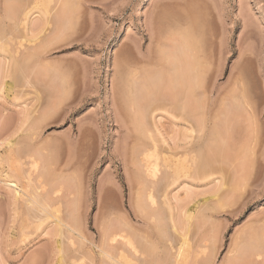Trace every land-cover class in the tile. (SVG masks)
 <instances>
[{"label":"rangeland","instance_id":"obj_1","mask_svg":"<svg viewBox=\"0 0 264 264\" xmlns=\"http://www.w3.org/2000/svg\"><path fill=\"white\" fill-rule=\"evenodd\" d=\"M10 1L11 0H7L10 9L8 8L6 10L7 3L5 5L4 0H0V20L2 18V21L0 22V57L3 58L2 60L4 61L5 66L8 67V74L10 76L5 78V84L3 85L2 90H0V264H124L122 263L123 258L126 260L128 259V261L129 258H133L132 256L129 257L128 254L130 253L126 254L128 250L126 251L121 247L125 244L123 243V238L127 235L126 230H123L125 228L121 227V221L125 222L126 219L129 221L126 225L131 224L130 220L134 223L129 225V227L125 225V227L130 228L132 225H135V227L138 225L137 228L139 227V230L133 226L138 234L144 232L142 235L145 236L149 233V237L152 236V241H155L154 245L155 243L158 244L162 250L159 249V255H162L167 251H164L165 246L169 249L168 251H170L171 247L172 251H175L174 253L172 252L173 254H175L177 250L182 253V256H184L188 251H191L192 248L193 251H195V247L198 249L199 245L201 247L203 245V249L207 250L204 255L207 253V257H210L209 255L211 254L215 255H211V259L215 264H237L239 261L247 262V260H257L258 264H264V0H91L92 2L85 5L86 7L82 6L76 10V12L71 13L73 15H70L71 18L68 20H71L72 22H68L69 24H67H71L72 26L69 27L67 24V26L64 25L65 28H62L63 31H61L59 35L61 38H58L60 41L56 43V46L54 43L52 44L53 46H49L50 49L47 48L48 51L45 53L42 52V62H39L37 59L29 60V64L34 63L32 65H35L32 69L28 67L26 68L31 72L28 70V72H26L24 69L28 63L23 65V67L25 66L23 68L25 70L23 71L25 76L23 77L27 80L20 77L21 72L19 69H21V67L19 68L20 64L18 62L16 63L14 58L17 59L16 57H19V53L22 51L21 50L17 53L22 48L19 47L21 46V42H25L26 46H28L29 43L32 46L37 43L26 41L25 37L28 36H26V26L25 24H21L22 21L24 22L23 19H25V17L23 18L19 15L22 13L20 11L22 10L20 8L21 3L24 4L28 0H23V2L21 0V2L18 0L11 1L13 6L10 5L12 4ZM17 4L19 6H17ZM11 6L14 7L15 10L11 8ZM11 11L14 13H11ZM14 14L17 17L16 20H14L16 22L13 21L12 25L9 17H11V15L14 16ZM35 15L33 14L31 20L35 19L38 22L37 19L39 13L38 16L37 13H35ZM20 20L22 21L20 22ZM54 20L55 19H52L53 24H51V27H55L56 23L58 25V22H56L57 20ZM17 22L20 24V27ZM15 23L18 26L15 25ZM10 29L13 31L9 32ZM174 29H182L181 31H185L186 35L184 32L183 34H180V31L177 30V32H179L178 34ZM13 32L17 35L15 36L16 38L13 35L9 36V34H13ZM175 33L178 34V37ZM157 36H159L160 39H167L171 36L178 40H180V38L181 40H184L187 37L186 39L189 41L192 40V42L188 41L191 43L190 47L192 49H194V45H196V47L198 45L200 49L203 48L204 51H207L205 53L208 55L207 59L209 61L213 57L211 60L212 62L210 61V63H208L209 65L206 64L207 72L206 70L204 71L205 75L202 73L204 75L202 82H205V84L202 85V87H204L201 89L206 91L207 97L210 95L207 99H203L206 97L204 96L202 98L204 103L201 102L204 107H207V104L209 105L208 108H205L206 112L209 111V113L207 112L208 116H206V112L204 113L206 119L210 116L212 120L218 122V102L221 98H228L232 96V94L237 93L238 95H242V93H240L242 86L244 90H246L244 93L247 96L246 100L249 103V106L247 103L246 107H249L248 110L250 111V113L248 111V114L246 113L238 116L236 121L232 120V122L230 120V123L228 122L230 129L232 128L230 132L224 131L221 127V129L218 127L219 131L221 130L220 134L215 130L217 132V139H211L213 140L212 144L208 145L207 143V146H212L214 150L208 147L209 150H207L208 148H205L203 149L205 152L202 153L204 155H202L201 160H203L207 166H205L207 168V170H205L206 175H204V172L202 174L197 172L199 175L196 177L197 175L193 171L191 177L189 176L190 174L188 176L184 175V177L182 175L175 184H172L169 187L167 186L168 188L165 187L164 189L162 185H165V183L159 182L160 185L158 191H160V195L168 191L167 193H169L172 205L178 210H174L173 216L170 211H167V209H162V207L167 208L166 206L161 205L163 204L161 198L163 196L159 197L157 190H155V194L158 196L156 197L157 199L155 198L159 206L158 211H160L161 215H165L162 217L158 214V216H161V219L164 218L163 220L159 219V223L162 221V225L164 226L162 231H164L163 229H166L165 231L167 232L168 229V234H166L165 231L164 233H162V231L158 233L156 232L157 227L159 228L158 225L160 224H158V220L153 219L154 217L152 218L151 216V219L149 218L150 216L145 215L144 219V213L140 214V212L138 214L136 212H139L140 209L138 210V207L141 202L137 203V207L135 195L137 190L135 187L137 186L131 182L135 187L132 186L133 189L130 187L131 184L129 183L130 180L128 177L131 178L134 173L131 174L130 169L132 168V165L127 161L130 159L129 153L131 154L134 149L132 146H134L135 139L137 140L136 136L138 137V132L134 129V123L128 117V112H125L123 107L124 112L123 109L121 110V101L118 100V94H114L118 93L116 90L117 87L115 86V84L117 85L116 81H118V78H121L122 76V79L124 77L123 80L126 81L128 76L127 81H130V79L133 78L134 71H142L143 67L144 71L146 67L148 68L149 65L147 64V59L150 58L151 55V57L155 58L157 55L156 53L159 52V48H157V43L155 42L156 40H159ZM160 36H162V38ZM10 37H14L15 39L10 41ZM22 37H24V41ZM153 37H157L154 42ZM220 46L222 51H220ZM12 47H15V49H12ZM9 49L13 53H16L17 56ZM196 51H198V49ZM204 59L206 60V57ZM3 61L1 63H3ZM29 64L27 66L32 67V65ZM40 64H42V68ZM14 68L18 71L16 72ZM40 69L42 71H40ZM48 69L52 70L49 71ZM129 70L132 71L133 74L132 72H129ZM141 71H139V74ZM143 71L142 74L144 75ZM15 72L16 74L14 75ZM43 75L48 78L45 79ZM38 76L41 78H38ZM37 78L41 80H38ZM238 84L239 86L237 87L236 92L233 93L234 88ZM47 85L50 86V88ZM63 90L66 92H63ZM245 95L237 97H239L238 99L242 102L243 100L241 98L246 97ZM142 96L145 97V95ZM59 97L60 99L63 98L62 102ZM52 100L58 101L57 106L55 108L53 107L54 109L50 108V103L56 102H53ZM143 101L144 98L142 102L139 100L138 103L140 102L144 107L147 103ZM205 101L207 103H205ZM59 103L61 104L60 106H58ZM117 103H119V106L116 105ZM157 104H161L159 108H162L163 110L161 109L158 111L159 108L156 106ZM166 104L170 107L169 109ZM166 104L161 101L152 104L158 109L155 107V109H157L155 110L153 109L154 107L151 106L154 111H152L154 114L151 116H153L154 119L153 117H150L149 120L151 121V124L154 121L157 122L162 133V135H158L159 139L162 140V138L165 137L170 141L172 133L174 134L175 131L180 132L181 130L182 134H180L183 135L185 129L190 126L189 123L191 122L188 120H185L184 122V119H186L188 114L187 112H189L187 110H189L190 107L189 109L188 107H185L187 111L185 112V108L181 110L174 105L177 107L176 109L173 105ZM138 106L141 107L140 104ZM48 109L51 110L47 111ZM165 109L169 111V113ZM205 109L203 110L205 111ZM208 109L216 114L210 112ZM43 112H51L49 113L51 115L49 116L48 114L45 121L44 119L42 120L41 117L44 114ZM202 115H198V119L200 116L202 118ZM183 116L184 119L182 120L181 117ZM197 117L194 119H197ZM209 120L211 121V119ZM85 127H87V129ZM79 128L84 131V137L79 136L81 133ZM85 132H87V134ZM180 134L175 133L174 135ZM68 135H73L77 140L79 138V142L76 140L77 142L73 146L74 151L72 150V155L74 161L70 164L67 157L69 152H67V150L69 149H67L68 146L65 144V137ZM83 138L84 141H82ZM209 143H211V141ZM218 143L221 146L218 145ZM162 145L164 146V142L161 143V146ZM18 147L20 148L19 156L21 154L23 156L24 154V158L20 156L22 158H20V160L18 159L23 164H17L19 163L17 160L18 162L15 161V165L16 167L18 165H21L22 167L23 165L24 169L19 166L15 168V165L11 163L14 166V170L16 169L15 172H13L11 171L12 166L10 165L8 154L10 155V152L15 149H17L15 150L17 152L19 150ZM13 148L14 150H10ZM32 155L35 160L40 162L38 164L41 168L39 166V169L36 170V168L30 165L28 161L31 162ZM205 157H208V159ZM218 157L221 158L218 159ZM212 159L213 162L211 161ZM201 160L200 162H202ZM6 161H8L9 164H7ZM125 163L126 165L129 163V165L126 167V165H124ZM46 167H48V169ZM18 168L19 170L21 169L23 173L28 169V172L24 174L25 176H21L22 180L18 177L19 172L22 174L21 170H17ZM32 168H34V170ZM30 170L32 171V179L34 181L36 180L35 182L37 185L35 186L34 182L31 184L32 180L28 174L30 173ZM45 170H47V172ZM37 171L45 174L43 175L41 173L43 181L47 186V193L50 190H54V193L50 191L48 194H51L50 198L51 196L54 198V200L52 198V200L50 199L52 204H50L49 201L48 203L50 205L47 206V214H49L48 216H50V218L44 216L43 223H41L39 221L40 219L35 216L40 212L33 211L32 213V210L30 211L26 208L23 200L25 197L23 191H25L27 187L29 188L30 186L32 189L39 186L36 179L37 175H39L36 174ZM246 172L248 173L246 174ZM47 173L49 174L47 175ZM27 178L31 181H27ZM12 179L18 181L19 186L16 185L15 189L14 186H9V184H13L11 183ZM132 179L133 178H131V180ZM47 182L50 183L47 184ZM58 183L61 185H58ZM23 185L26 186V188L24 186L25 189L22 188ZM236 185L238 186L236 187ZM54 186L56 188H54ZM59 186H61V188ZM51 187H53V189ZM64 187H66L65 190H63ZM219 187L222 188L220 189ZM16 189L18 191L21 190L16 193ZM56 191H59L58 194L55 193ZM230 192L231 194H229ZM65 194L67 196L64 198ZM176 194L183 199L182 202H185L188 199L186 202L187 204L182 203L184 209H182V212L176 207L178 205V200L175 201V199H173ZM55 195L57 201L55 200ZM60 195L63 199H60ZM189 195L191 196L189 197ZM21 196L23 198H21ZM131 196L133 197L131 198ZM180 197L179 200H181ZM185 197H189L190 199H186ZM204 197H210V200L213 199L212 203L214 205H218L219 200L221 203L218 207L221 206L222 208L213 211L215 210L214 207L211 206L213 204H203L205 202ZM224 200L226 202H224ZM217 205H215L216 208ZM203 207H205L206 210H204ZM200 208L203 210L201 211ZM185 209H187L188 212L185 211ZM197 210L198 212L201 211L200 213L202 216L198 214ZM51 211L53 213L52 215L50 214ZM176 211L178 213L180 212L182 215L180 213L179 215ZM135 212L139 217H136L137 214L134 215ZM64 214H67V218H69L70 221L72 220V222L77 218L75 221L76 225L75 223L74 225L77 228L81 225V229H79L85 232L82 233L86 237L89 236L87 237V240H90L92 243L86 239L82 240L81 238H76L78 239V243L74 240V243L76 242V244H72L68 238L70 237V234L67 227L65 228V225H61L60 228V224L57 221V219H61L60 217H62L64 222L66 220V222L69 223L70 221H68ZM188 214H190V218L187 216ZM141 215L143 217H141ZM166 215H170L169 217L173 219H171L172 222L169 221V218L168 220L167 218L165 219V217H167ZM126 216H129V218H126ZM45 217L47 219H45ZM147 218L149 219L148 221ZM174 219H176L175 222H177V220L178 222L175 223ZM154 220L156 223H154ZM118 221L119 224L117 225ZM115 223L117 227H120L123 230L120 229V235L122 233L124 235L123 238L118 235L119 229L117 230L116 228H113L115 227ZM147 223H149V227L147 226ZM172 223L175 225V228L178 227L179 224H181V226L183 225V228L179 226L181 232L179 228L171 229L173 227L171 225ZM111 224H114V226L109 227ZM124 224L122 226H124ZM163 226L160 225V227ZM141 227L144 229L143 232H141ZM109 228L114 229V234L117 231L116 235L117 238H119L117 241H109L108 238L112 235L109 234ZM60 229L61 231H64V234ZM108 229L109 231H107ZM159 229L161 230V228ZM252 229L254 231L256 229L257 233L255 232L256 234H253ZM106 231L109 232L107 233L108 238H104L103 236ZM124 231L125 234L123 233ZM182 232L185 233V235H183ZM159 233L163 234V236ZM245 233L249 235L253 234V236L251 235L253 239L255 235H258V237H255L254 241L251 237H249L250 239L246 238L248 241L252 240L254 244L256 243L255 240H260L257 241V244L259 245L260 243L262 246L261 248L259 245L262 252H260L261 255L255 253L258 252V249H256L258 246L256 244L257 247L255 248L254 244H250V241H246L244 238ZM258 233L261 234L259 235ZM165 235L169 236L167 237ZM63 237H65V239ZM66 237L68 241L66 240ZM161 239L164 241L162 242ZM104 240L107 241V247L108 244L109 246H113L110 247L111 249L108 248L116 259L113 257L110 258L109 256L107 257V255L104 254H102L103 256L101 255L100 247L104 246L106 243ZM239 240H241L242 243L239 242ZM166 242L169 245L172 243L169 248V245ZM238 242L244 244L246 247L244 248V246L242 247V245H240L239 248L242 247L240 252H238L239 248L236 247ZM113 243H115V246L117 247L114 248ZM83 246L86 247L84 248ZM254 248L256 250H254ZM125 249H127L126 246ZM243 249L245 250L243 251ZM82 250L85 251L84 255H87L88 251L91 252H88V256L83 257L84 255L80 254L82 253ZM252 251L255 252L253 253ZM74 252L76 256L79 254L82 255L78 256L82 257L80 260L87 258L81 260L82 262L77 259L74 263L73 259L70 258V255L71 257L75 256ZM172 253L170 256H172ZM189 254L188 256L190 258H187H189V261L190 259L192 261L191 255H193L194 252L192 253L191 251V255ZM204 255H201L203 259L207 258ZM122 256L125 257L122 258ZM201 256H199V258H201ZM193 259L195 260L194 255ZM181 260L182 262L184 261L183 259ZM194 260L193 262L190 261V263L187 261V263L192 264L194 263ZM77 261H79V263ZM128 261H126L125 264L134 263V261H131L133 263H128ZM182 262L179 261V263ZM198 262L201 263V259Z\"/></svg>","mask_w":264,"mask_h":264},{"label":"bare ground","instance_id":"obj_2","mask_svg":"<svg viewBox=\"0 0 264 264\" xmlns=\"http://www.w3.org/2000/svg\"><path fill=\"white\" fill-rule=\"evenodd\" d=\"M9 1V0H8ZM12 2L14 1V0H11ZM10 1V2H11ZM18 1H20V0H18ZM22 2H23V0H21ZM20 1V2H21ZM29 1V2H28ZM28 1H26V3H24V4H22L21 3V9L22 10H20L22 13H23V15H22V13H18L21 17H25V19H23V18H21V19H23L24 20V22L22 21V20H20V22H21V24H25V26H26V32L28 33H26V36L27 37H25L26 38V41H28V42H31V43H36V44H34L33 46L29 43V45L28 46H26V44H25V42H21L20 44H21V46H19L20 48L22 47V48H25V49H20L17 53H19L21 50V52L19 53V57H16L17 59H15L14 58V60H16V63L18 62L20 65H19V68L21 67V69H19V71L21 72V74H20V77L22 78L23 76H25V74H23V71H25L26 70V72H28V71H30L29 69H26L27 67L28 68H30V69H32L34 66L32 65V64H34V63H30L31 65H32V67H30V66H27L29 63H28V61L29 60H35V59H37V60H39V62H42L43 60H42V58H41V54H42V52L43 53H45L46 51H48V49H50L49 48V46L51 45V46H53L52 44H54L55 46H56V43L58 42V41H60V39H58V38H61V36H59L60 35V33H61V31H63V27H64V25L65 26H67L70 22H72L71 20H68V19H70L71 18V16L70 15H73V14H71V13H73V12H76V10H78L80 7H82V6H85L86 4H88L89 2H92L91 0H28ZM97 1V0H96ZM4 2H5V5H6V3H7V0L5 1L4 0ZM4 2H3V4H4ZM11 2V3H12ZM95 2V1H94ZM9 3H7V8H5L6 10L9 8L10 9V6L8 5ZM16 4V3H15ZM25 4H27V5H25ZM10 5H12L13 6V3L12 4H10ZM11 6V8H13L14 9V7H12ZM17 6H19L18 4H17ZM23 7V8H22ZM86 7V6H85ZM2 8V7H1ZM5 9H4V11H5ZM17 9V8H16ZM15 10V9H14ZM13 11H11V13H12ZM19 12V11H18ZM9 13V12H8ZM14 13V12H13ZM35 13H37V16H38V13H39V16H38V22L35 20V19H32L31 20V18H32V16H33V14L35 15ZM25 14V15H24ZM16 15H17V13H16ZM14 16H15V14H14ZM12 16L11 15V17H9V20H10V22H12V25H13V21L14 20H16V17L17 16ZM36 16V15H35ZM19 17V16H18ZM76 17V16H75ZM4 18V17H3ZM6 18V17H5ZM20 18V17H19ZM36 18V17H35ZM52 19H55V20H57L56 22H58V25L60 26H58L57 25V23H56V26L55 27H51V24H53L52 23ZM72 19H74V18H72ZM193 19V18H192ZM19 20V19H18ZM17 20V21H18ZM54 20V21H55ZM191 20V19H190ZM2 21V18H1V20H0V22ZM37 23H36V22ZM9 22V23H10ZM14 22H16V21H14ZM19 22V21H18ZM17 22V23H18ZM69 22V23H68ZM192 22V21H191ZM68 23V24H67ZM19 24V23H18ZM67 24V25H66ZM188 24V23H187ZM186 24V25H187ZM10 25V24H9ZM12 25H10L11 27H12ZM15 25H17L16 23H15ZM14 25V26H15ZM189 25H190V23H189ZM8 26V25H7ZM18 26V25H17ZM52 26H54V25H52ZM69 27H71L72 25L70 24V25H68ZM167 26V25H166ZM183 26V25H182ZM194 26V25H193ZM19 27H20V24H19ZM173 27V26H172ZM192 27V26H191ZM0 28H1V26H0ZM8 28V27H7ZM12 28H14V27H12ZM17 28V27H16ZM65 28V27H64ZM68 28V27H67ZM177 28V27H176ZM183 28V27H182ZM22 29V28H21ZM180 29V28H179ZM23 30V29H22ZM48 30H49V32H48ZM163 30V29H162ZM178 30V29H177ZM177 30L176 29H174V31L175 32H177ZM182 30V29H181ZM181 30H178V31H180V34L182 33L183 34V32H184V34L186 33L185 31H181ZM185 30V29H184ZM9 31V30H8ZM13 31V30H12ZM11 31V29H10V31L9 32H12ZM24 31V30H23ZM24 31V32H25ZM67 31V30H66ZM188 31V30H187ZM190 31V30H189ZM1 32V31H0ZM5 32V31H4ZM8 32V33H9ZM15 32H16V30H15ZM156 32V31H155ZM64 33H65V31H64ZM158 33V32H157ZM156 33V34H157ZM162 33V32H161ZM167 33V32H166ZM165 33V34H166ZM178 34H179V32H177ZM177 33H175L176 35H177V37H178V34ZM188 33V32H187ZM155 34V33H154ZM164 34V35H165ZM193 34H194V32H193ZM11 35H13L14 37L15 36H17V35H15L14 34V32H13V34H9V36H11ZM151 35V34H150ZM168 35V34H167ZM171 35V34H170ZM186 35V34H185ZM63 36V35H62ZM169 36V35H168ZM167 36V37H168ZM14 37H10V41L11 40H14L15 38ZM158 38H159V36H157ZM156 37V38H157ZM161 38H162V36H160ZM166 37V38H167ZM185 37V36H184ZM195 37V36H194ZM3 38V37H2ZM13 38V39H12ZM24 37H22V39H23ZM152 38V37H151ZM155 37H153V42L155 41V39H156ZM187 38V37H186ZM184 39V40H181V38H180V40H178V39H176V38H173V37H171L170 36V38L168 37L167 39H160L159 38V40H156L155 42L157 43V48H159V52L158 53H156L157 52V50H156V54L158 55H156L155 56V58L154 57H151L150 56V58H148L147 59V64L149 65H147V64H145V65H147L148 66V68L146 67V69L143 71V69H144V67H143V69H142V71L144 72V75L142 74V71L141 70H136V71H134V74H133V72L132 71H130L129 70V72H132V74H133V78H132V74H131V78L132 79H130V81H127V78H128V76H127V78H126V81L125 80H123L124 79V77H123V79H122V76H121V78H118L117 80L118 81H116L117 82V85L115 84V86L117 87V91H118V93H114V94H118V96H119V99L118 100H120L119 102H120V104H121V110L124 108L125 109V112H128V117L131 119V121L134 123V129L138 132V137L136 136V138H137V140L135 139V143H134V146H132V147H134V149L132 150V152H131V154L129 153V157H130V159L127 161V162H129L131 165H132V168H131V166H130V171H131V174L132 173H134V174H132V177L131 178H133L132 180H131V178L130 177H128L129 178V183L131 184V182H133L134 184H135V186H137V187H135V186H133L132 184L130 185V187L133 189V187H135V189L137 188V190H136V204L137 203H139V202H141V203H139V207H138V204H137V207H138V210H139V212L138 211H136L138 214L140 213V214H143V216L141 215V217H143L144 219H145V215H147V216H150L149 218H151V216H152V218L153 219H155V220H158V224H160L161 226H163L162 225V221H161V223H159L160 221H159V219L160 220H163V219H161L160 217L162 216V217H164L165 215H161L160 214V211H158L159 209H158V202H156V200H155V198L156 197H158V196H156V191L155 190H157V193H158V195H159V197H161V196H163V197H161L162 198V203L163 204H161V205H163V206H166L167 208H163L162 207V209H164V210H166L167 209V211L169 212H171V214L174 216V210L176 209L173 205H172V202H171V199H170V196H169V193H167L168 191L166 190L170 185H172V184H175L181 177H182V175H183V177H184V175H189L190 177L193 175V171L195 172V174L197 175L196 177H198V175L199 174H202L203 172H204V175H206V171L205 170H207V166L205 165V162H203V160H201V158H202V155H204V154H202V153H204L205 152V150L203 151V149H205V148H208L209 146H207V143H208V145L209 144H212L213 143V140H211V139H214V138H216V133L217 132H219L218 134H220V132H221V130L219 131V128L221 127L224 131H226V132H230V130L232 129H230V125L228 124V122L231 120H235L236 121V118L238 117V116H240V115H244V114H248V108L249 107H246V104L248 103V101L246 100V98H247V96L245 95V93L244 92H246V90H244V88H243V86H242V90L240 91V93H242V95H245L246 97H243V98H241L243 101L241 102L238 98L239 97H237V96H241L242 97V95H238L237 93V96H236V94H232V96H230V97H225V98H221L220 99V101L218 102V122L216 121V120H212V118L209 116V117H207V119H206V116H208V114H207V112L209 113V111H207L206 112V109L205 108H208V104H207V107L205 106H203V104L201 103V102H203V100H202V98L204 97V96H206L205 98H203V99H207L210 95H208V97H207V94H206V91L205 90H202L201 88H203L202 87V85H204L205 84V82H202L203 81V76L205 75V70L207 69V65H209L208 63H210V61L212 60V58L210 59V61L207 59V54L205 53V52H207V51H204V49L202 50V49H200V47H198V45H197V47H196V45H194V49H192L190 46V44L191 43H189L190 41L192 42V40H188V39ZM189 38V37H188ZM58 39V40H57ZM5 40V39H4ZM19 40V39H18ZM20 41V40H19ZM23 41H24V39H23ZM158 41V42H157ZM189 41V42H188ZM202 42V41H201ZM207 42V41H206ZM19 43V42H18ZM198 43V42H197ZM19 44V45H20ZM151 44V43H150ZM152 45V44H151ZM0 46H1V44H0ZM32 46V47H31ZM50 46V47H51ZM201 46V45H200ZM192 47H193V44H192ZM206 47V46H205ZM15 49V47H12V49ZM48 48V49H47ZM198 49V51H196L197 49ZM8 49V48H7ZM55 49V48H54ZM57 49V48H56ZM153 49V48H152ZM5 50V49H4ZM10 50V49H9ZM155 50H153V51H155ZM199 50H201L202 52H204V53H202L201 51H199ZM1 51V50H0ZM6 51H8V50H6ZM5 51V52H6ZM11 51V50H10ZM210 51V50H209ZM220 51H222V49H221V46H220ZM12 52V51H11ZM201 52V53H200ZM13 53V52H12ZM141 53V52H140ZM153 53V52H152ZM154 53V54H155ZM13 54H15L16 56H17V54L16 53H13ZM213 54V53H212ZM145 57V56H144ZM148 57V56H147ZM206 57V60L204 59ZM1 59H0V90H2V88H3V85L5 84V78L7 77V76H9V70H8V67H6L5 66V64H4V61L2 60L3 58L2 57H0ZM143 58V57H142ZM144 59V58H143ZM3 61V63H1L2 61ZM45 60V59H44ZM146 60V59H145ZM48 61V60H47ZM46 61V62H47ZM50 61V60H49ZM144 61V60H143ZM208 61V62H207ZM38 62V61H37ZM36 62V63H37ZM140 62V61H139ZM142 62V61H141ZM212 62V61H211ZM28 63V64H27ZM35 63V64H36ZM45 63V62H44ZM48 63V62H47ZM46 63V64H47ZM51 63V62H50ZM143 63V62H142ZM27 64V65H26ZM29 64V65H30ZM126 64H128V63H126ZM207 64V65H206ZM23 65H26V67L24 68L23 67ZM42 64H40V66H41ZM49 65H51V64H49ZM118 65H119V63H118ZM17 66V65H16ZM44 66V65H43ZM126 66V65H125ZM10 67V66H9ZM38 67V66H37ZM120 67H122V66H120ZM25 70H24V69ZM39 68V67H38ZM41 68H42V66H41ZM46 68V67H45ZM47 68H48V66H47ZM126 68V67H125ZM15 69V68H14ZM35 69V68H34ZM132 69V68H131ZM10 70H11V67H10ZM28 70V71H27ZM49 71L50 70H52V69H48ZM124 70H126V69H124ZM124 70H122V71H124ZM12 71V70H11ZM15 71L17 72L18 70L17 69H15ZM40 71H42L41 69H40ZM121 71V70H120ZM139 71H141L140 72V74H139ZM16 72L14 73V75L16 74ZM31 72V71H30ZM38 72V71H37ZM206 72H207V70H206ZM25 73V72H24ZM204 75H203V74ZM28 74H30V73H28ZM130 74V73H129ZM143 76H142V75ZM40 75H42V74H40ZM44 75H46V74H44ZM44 75H43V77H44ZM50 75V74H49ZM120 75V74H119ZM17 76V75H16ZM26 76H27V74H26ZM130 76V75H129ZM10 77V76H9ZM13 77V76H12ZM20 77H19V79H20ZM51 77V76H50ZM126 77V76H125ZM23 78H25V77H23ZM22 78V79H23ZM27 78H28V76H27ZM38 78H41V77H39L38 76ZM37 78V79H38ZM45 79L46 78H48V77H44ZM53 78V77H52ZM17 79V78H16ZM21 79V80H22ZM26 79V78H25ZM27 80V79H26ZM38 80H41V79H38ZM51 80V79H50ZM129 80V79H128ZM29 81V80H28ZM43 81V80H42ZM47 81V80H46ZM46 81H44V82H46ZM15 82H16V80H15ZM52 82V81H51ZM115 82V83H116ZM53 83V82H52ZM203 83V84H202ZM51 84V83H50ZM48 86V85H47ZM61 86H63V85H61ZM114 86V87H115ZM239 86V84L238 85H236V87L234 88V90H233V93H235L236 92V90H237V87ZM49 88H50V86H48ZM58 87V86H57ZM115 87V88H116ZM155 87H156V89H155ZM207 87V86H206ZM211 87V86H210ZM240 87H241V85H240ZM55 88H56V86H55ZM54 89V88H53ZM60 89V88H59ZM206 89V88H205ZM211 89V88H210ZM56 90V89H55ZM244 90V91H243ZM54 91V90H53ZM209 91V90H208ZM208 91H207V93H208ZM50 92H52V91H50ZM55 92V91H54ZM53 92V93H54ZM62 92V91H61ZM63 92H66V91H64L63 90ZM56 93H57V91H56ZM65 94V93H64ZM206 94V95H205ZM209 94V93H208ZM58 95V94H57ZM62 95V94H61ZM142 95H145V97H143ZM50 96H52V95H50ZM116 96V95H115ZM118 96H116V97H118ZM60 97H62V96H60ZM60 97H59V99H60ZM144 98V101L143 102H146L147 103V105L145 104V106H147V107H143L142 106V104L140 103V102H142V100H143V98ZM58 98V97H57ZM158 98H159V100H158ZM211 98V97H210ZM52 99V98H51ZM55 99V98H54ZM58 99V100H59ZM66 99V98H65ZM142 99V100H141ZM145 99H146V101H145ZM161 99V100H160ZM57 100V99H56ZM55 100V101H56ZM61 100V102H62V100H63V98L62 99H60ZM140 100V102L138 103V101ZM154 100H156V101H154ZM158 100V101H157ZM200 100V101H199ZM53 102H55L54 100H52ZM159 101H161L162 103H168V104H171V105H176L177 107H178V109H184L185 107L187 108L188 107V109H189V107H190V109L189 110H187V111H189V112H187L186 111V108H185V112H187L188 114H187V116H186V119H184V114H182V115H184L183 117H181V119L183 120L184 119V122H185V120H188L189 122H191V123H189V127L187 128V129H185V132H183V135H181L182 133V131L180 130V132L179 131H175L174 132V134L176 133H178V134H180V135H174L173 133V136H172V134H171V136H170V141H171V143H170V141L167 139V138H165V137H163L162 138V140H160L159 139V136L158 135H162V133H161V130H160V128H159V126H158V124H157V122L156 121H152L153 123L151 124V121L149 120L150 119V117H153V116H151V115H153L154 113V111L152 110V107H154L153 109H155V107L156 106H158V108L160 107V105L161 104H157L156 106H154V105H152V104H156V102H159ZM163 101H166V102H163ZM195 101H197V102H195ZM207 101V100H206ZM205 101V103H207ZM57 102L58 101H56L55 103H50L49 105H50V108L52 109L53 107L55 108L56 106H57ZM239 102V103H238ZM200 103V104H199ZM204 103V102H203ZM119 103H117L116 105H118ZM140 104V106L141 107H139L138 105ZM197 104V105H196ZM211 104V103H210ZM216 104V103H215ZM61 104L59 103L58 104V106H60ZM163 105V104H162ZM193 105V106H192ZM248 106H249V103L247 104ZM119 106V105H118ZM152 106V107H151ZM166 106H167V104H166ZM176 106H174V107H176ZM46 107H47V105H46ZM123 107V108H122ZM168 107V106H167ZM177 107H176V109H177ZM194 107V108H193ZM204 107V108H203ZM53 108V109H54ZM147 108V109H146ZM157 108V107H156ZM157 108V109H158ZM170 107H168V109H169ZM172 108V107H171ZM200 108H202V109H200ZM50 109V110H51ZM71 109V108H70ZM124 109H123V112H124ZM151 109V110H150ZM157 109H155V110H157ZM162 108H159V110L158 111H160ZM203 109H205V111L203 110ZM211 109H213V108H211ZM216 109V108H215ZM49 109L47 110V111H50ZM57 110V109H56ZM150 110V111H149ZM163 110V109H162ZM166 110V109H165ZM204 112H203V111ZM208 110H210V109H208ZM153 111V112H152ZM167 111V110H166ZM52 112V111H51ZM51 112H49V113H51ZM54 112H55V110H54ZM168 113H169V111H167ZM206 112V113H205ZM210 112H213V111H211L210 110ZM216 112V111H215ZM44 113V112H43ZM49 113H44L41 117H42V120L44 119V121H45V119H46V117L48 116V114ZM149 113H150V115H149ZM152 113V114H151ZM171 113V112H170ZM174 113V112H173ZM204 113L205 114H207L206 116L204 115ZM214 113V112H213ZM249 113H250V111H249ZM66 114V113H65ZM204 116H203V115ZM211 114V113H210ZM214 114H216V113H214ZM51 114H49V116H50ZM198 115H202V118H201V116H200V118L198 119ZM126 116V115H125ZM173 116H175V115H173ZM178 116V115H177ZM190 118H189V117ZM198 116V117H197ZM211 116H212V114H211ZM216 116V115H215ZM193 117V118H192ZM195 117H197V119H194ZM205 117V118H204ZM235 117V118H234ZM37 118H40V117H37ZM211 119V121H213V122H211L209 119ZM129 119V120H130ZM153 119H154V117H153ZM161 119V118H160ZM193 119V120H192ZM217 119V118H216ZM126 120V119H125ZM127 120H128V118H127ZM150 121V122H149ZM161 121V120H160ZM187 121V122H188ZM216 121V122H215ZM234 121V122H235ZM37 122H38V120H37ZM126 122V121H125ZM128 122V121H127ZM186 122V123H187ZM233 122V121H232ZM40 123V122H39ZM218 123V124H217ZM230 123V122H229ZM217 124V125H216ZM133 127V126H132ZM213 127V128H212ZM219 127V128H218ZM231 127H232V125H231ZM234 127V126H233ZM84 128V127H83ZM86 129H87V127H85ZM218 130H217V129ZM220 128V129H221ZM80 129V128H79ZM131 129V128H130ZM90 130H92V129H90ZM132 130V129H131ZM217 132H216V131ZM222 130V131H223ZM81 133H80V137H84V135H83V133H84V131L83 130H79ZM83 131V132H82ZM87 131V130H86ZM247 131V130H246ZM256 132V131H255ZM86 134H87V132H85ZM217 134V135H218ZM257 134V133H256ZM90 135V134H89ZM215 136V137H214ZM65 137V136H64ZM86 137H88V136H86ZM66 139H65V144H66V146H68L67 147V149H69V150H67V152H68V161H69V164L70 163H73V161H74V158H73V155H72V150L74 151V149H73V146H74V144L79 140V138H78V140L77 139H75L74 137H73V135H68L67 137H65ZM87 139V138H86ZM217 139V138H216ZM77 140V141H76ZM82 141H84V138H83V140ZM164 142V146L162 145L161 146V143L162 142ZM211 141V143H209ZM217 141V140H216ZM79 142V141H78ZM80 142H81V139H80ZM14 143H16V142H14ZM13 143V144H14ZM61 143V142H60ZM84 143V142H83ZM91 143V142H90ZM82 145V144H81ZM84 145H85V143H84ZM218 145H220L219 143H218ZM18 146V145H17ZM65 146V145H64ZM206 146V147H205ZM221 146V145H220ZM15 147H16V145H15ZM86 147V146H85ZM89 147V146H88ZM82 148V147H81ZM209 148H212V146H210ZM209 148L207 149V150H209ZM219 148V147H218ZM220 148H223V147H220ZM18 153L15 151V150H17V149H15L14 150V148L13 149H10V150H14V151H11L10 152V155L8 154V158L10 159L9 161H10V165L12 166L11 168H12V170L11 171H13V172H15V170H14V166L12 165V164H14L15 165V161H17L18 159L20 160V158H24V154H23V156H22V154L20 155V156H22V157H20L19 156V152H20V148L18 147ZM213 149V148H212ZM211 149V150H212ZM206 150V151H207ZM214 150V149H213ZM21 152H22V150H21ZM25 153V152H24ZM74 153V152H73ZM207 153V152H206ZM213 153V152H212ZM211 153V154H212ZM217 153V152H216ZM75 154H77V153H75ZM27 155V154H26ZM214 155V154H213ZM216 155V154H215ZM5 156V155H4ZM10 156V157H9ZM79 156V155H78ZM205 156H208V155H205ZM217 156V155H216ZM28 157H30V156H28ZM74 157H75V155H74ZM128 157V158H129ZM5 158V157H4ZM32 160H31V162L30 161H28L29 163H30V165L32 166V167H34V168H36V170L37 169H39L38 167L40 166L38 163H40L38 160H35V158L33 157V155H32ZM30 158V159H31ZM77 158V157H76ZM205 158H207L208 159V157H205ZM210 158V157H209ZM214 158V157H213ZM219 158H221V157H218V159ZM7 160V159H6ZM18 160V161H19ZM22 160V159H21ZM200 160L202 161V162H200ZM216 160H217V157H216ZM17 161V162H18ZM24 161V160H23ZM125 161V160H124ZM209 161V160H208ZM212 162H213V159L211 160ZM3 162V161H2ZM7 162V164H9L8 163V161H6ZM14 162V163H13ZM224 162V161H223ZM12 163V164H11ZM21 163V161H19V163H17V164H20ZM29 163H27V164H29ZM129 163H127L128 165H129ZM203 163V164H202ZM207 163V162H206ZM21 164H23V163H21ZM212 164V163H211ZM217 164V163H216ZM124 165H126V163L124 164ZM128 165H126V167L128 166ZM210 165V164H209ZM19 166V165H18ZM17 166V167H18ZM65 166V165H64ZM71 166V165H70ZM70 166H67V167H70ZM206 166V167H205ZM213 166V165H212ZM218 166V165H217ZM221 166V165H220ZM10 167V166H9ZM16 167V165H15V168H17ZM19 167H21V165L19 166ZM22 167H23V165H22ZM21 167V168H22ZM125 167V168H126ZM211 167V166H210ZM222 167V166H221ZM34 168H32L33 170H34ZM40 168H41V166H40ZM47 169H48V167H46ZM65 168H66V166H65ZM214 168V167H213ZM220 168V167H219ZM23 169H24V167H23ZM221 169V168H220ZM17 170H19V168L17 169ZM21 170V169H20ZM19 170V171H20ZM64 170V169H63ZM127 170V169H126ZM213 170H215V169H213ZM240 170V169H239ZM239 170H238V172H239ZM242 170H244V169H242ZM241 170V171H242ZM22 171V170H21ZM39 171V170H38ZM37 171V173L36 174H39V175H37V178H36V176H35V178L37 179V182L39 183V186L38 187H35V188H30V186H29V188L27 187L26 188V186L25 185H23V189H25V191H23L24 192V198L21 196V198H23V200H24V202H25V206H26V208L28 209V210H32V213H33V211H39L40 213H37V214H41V215H35L36 217H38L40 220V222L41 223H43L42 221L44 220V216H48L49 214H47L48 213V210H47V206H49L50 204H52L51 202L52 201H50V199L52 198V196H51V198H50V195H48L49 194V192L51 191H48V193H47V190H46V184L44 183V181H43V176H42V174L40 173V172H38ZM46 172H47V170H45ZM51 171V170H50ZM128 171V170H127ZM216 171V170H215ZM18 172V171H17ZM16 172V173H17ZM28 172V169H26L25 170V172L23 173V171H22V174H20L21 172H19V178H21V176H25L24 174H26ZM32 171L30 170V173H31ZM45 172V173H46ZM129 172V171H128ZM199 174H198V173ZM217 172H220V171H217ZM237 172V171H236ZM251 172V171H250ZM30 173H28L29 174V176H30V178H31V180H29L28 178V180L27 181H31V184H32V182H34V186L35 185H37L36 184V180L34 181L33 179H32V173L30 174ZM209 173V172H208ZM248 172H246V174H247ZM18 174V173H17ZM16 174V175H17ZM49 173H47V175H48ZM128 174H130V173H128ZM192 174V175H191ZM221 174V173H220ZM239 174V173H238ZM245 174V173H244ZM250 174V173H249ZM15 175V174H14ZM43 175H45V174H43ZM204 175H202V176H204ZM210 175V174H209ZM28 176V175H27ZM129 176V175H128ZM186 176V177H187ZM221 176V175H220ZM243 176V175H242ZM245 176V175H244ZM247 176H249V175H247ZM13 178H15L14 176H12ZM17 177V176H16ZM17 177V178H18ZM34 177V176H33ZM62 177V176H61ZM219 177V176H218ZM59 178H60V176H59ZM233 178V177H232ZM24 179V178H23ZM67 179V178H66ZM234 179V178H233ZM241 179V178H240ZM239 179V180H240ZM249 179V178H248ZM20 180H22V178L20 179ZM25 180V179H24ZM244 180H247V179H244ZM7 181H10V180H7ZM7 181H5V182H7ZM13 181H16V182H13ZM52 181V180H51ZM218 181H220V180H218ZM234 181H236V180H234ZM20 182V181H19ZM65 182V181H64ZM159 182H163V183H165V185H162V187H163V189L165 188V187H167L165 190L167 191V192H164L162 195H160V191H158V188H159V185H160V183ZM242 182V181H241ZM7 183H9V182H7ZM11 183H13V184H9V186H14V189H15V186L16 185H18V181L17 180H14V179H12V181H11ZM15 183V184H14ZM28 183V182H27ZM48 183H50V182H47V184ZM59 183H60V181H59ZM58 183V185H61V184H59ZM238 183V182H237ZM244 183V182H243ZM23 184V183H22ZM57 184V183H56ZM157 184V185H156ZM227 184H228V182H227ZM232 184V183H231ZM234 184H236V183H234ZM54 185V184H53ZM156 185V186H155ZM240 185V184H239ZM244 185V184H243ZM19 186V185H18ZM24 186H25V188H24ZM133 186V187H132ZM232 186V185H231ZM230 186V187H231ZM238 185H236V187H237ZM60 188H61V186H59ZM156 187V188H155ZM161 187V186H160ZM161 187V188H162ZM228 187V186H227ZM235 187V188H236ZM11 188V187H10ZM18 188V187H17ZM21 188V189H22ZM50 188V187H49ZM49 188H47V189H49ZM52 189H53V187H51ZM54 188H56L55 186H54ZM58 188V187H57ZM75 188V187H74ZM160 188V189H161ZM215 188V187H214ZM220 189L222 188V187H219ZM234 188V187H233ZM232 188V189H233ZM20 189V190H21ZM28 189V190H27ZM66 189V187H64V189L63 190H65ZM131 189V190H132ZM159 189V190H160ZM163 189H162V192H163ZM228 189V188H227ZM19 190V191H20ZM57 190V189H56ZM60 190V189H59ZM187 190V189H186ZM211 190V189H210ZM236 190V189H235ZM17 189H16V193H18L19 192ZM54 190H52L51 192H53ZM61 191V190H60ZM190 191H191V189H190ZM193 191V190H192ZM212 191H213V189H212ZM218 191V190H217ZM228 191V190H227ZM238 191V190H237ZM59 192V191H58ZM58 192L56 191L55 193H57L58 194ZM62 192V191H61ZM66 192V191H65ZM79 192H80V189H79ZM194 192V191H193ZM204 192V191H203ZM210 192V191H209ZM223 192V191H222ZM226 192V191H225ZM233 192H234V190H233ZM54 193V192H53ZM82 193V192H81ZM205 193V192H204ZM207 193H208V191H207ZM56 194V195H57ZM70 194V193H69ZM74 194V193H73ZM72 194V195H73ZM191 194V193H190ZM194 194V193H193ZM229 194H231V192L229 193ZM56 195L54 196L55 197V200H56ZM192 195V194H191ZM191 195H189V197L191 196ZM217 195H218V193H217ZM220 195H221V192H220ZM65 196H67L66 194L64 195V198H65ZM223 196V195H222ZM228 196V195H227ZM20 197V196H19ZM59 197V196H58ZM76 197V196H75ZM79 197V196H78ZM133 196H131V198H132ZM135 197V196H134ZM179 195L177 196V194H176V196L174 195V197H173V199H175V201H177L178 200V202H177V206H176V204H175V206L179 209V211L180 212H182L184 209H183V205H182V203H185V204H187L186 202L188 201V199L187 198H189V197H185L186 199H187V201H185V202H182V198H181V200H179ZM221 197V196H220ZM73 198V197H72ZM205 198V197H204ZM53 200H54V198H52ZM51 199V200H52ZM60 199H63L62 198V196L60 195ZM157 199V198H156ZM190 199V198H189ZM211 198L210 197H206L205 199H204V203L203 204H205V205H210L209 203H211V204H213L212 203V201H213V199L212 200H210ZM221 199H222V197H221ZM224 199V198H223ZM228 199V198H227ZM134 200V199H133ZM185 200V199H184ZM211 202H210V201ZM216 200V199H215ZM226 200V199H225ZM224 200V202H226ZM50 201V204L48 203ZM57 201V200H56ZM55 201V202H56ZM60 201V200H59ZM62 201V200H61ZM146 201V202H145ZM231 201V200H230ZM164 202H165V205H164ZM215 202V201H214ZM145 203V204H144ZM147 203V204H146ZM176 203V202H175ZM208 203V204H207ZM221 202H219V200H218V205L220 204ZM54 204V203H53ZM185 204H184V206H185ZM224 204V203H223ZM147 205V206H146ZM202 205V204H201ZM215 205H217V204H215ZM215 205L213 204V205H211L212 207H214V209L215 210H213V211H216V210H218L219 208L221 209L222 207L220 206V207H218V205H217V208L215 207ZM23 206V205H22ZM136 206V205H135ZM202 206H204V205H202ZM223 206V205H222ZM52 207V206H51ZM50 207V208H51ZM161 207V206H160ZM182 207V208H181ZM201 207V206H200ZM211 207V208H212ZM136 208V207H135ZM207 208V207H206ZM137 209V208H136ZM183 209V210H182ZM203 209L204 210H206L205 209V207H203ZM202 209V210H203ZM219 209V210H220ZM135 210V209H134ZM177 210V209H176ZM200 210H201V208H200ZM199 210V211H200ZM201 210V211H202ZM212 210H211V212H212ZM29 211V212H30ZM163 211V210H162ZM178 211V210H177ZM176 211V212H177ZM185 211H187V209H185ZM200 211V212H201ZM210 211V210H209ZM69 212V211H68ZM67 212V213H68ZM135 212V214L134 215H136L137 213ZM167 212V213H168ZM179 212V213H180ZM188 212V211H187ZM197 212H198V210H197ZM200 212H198V214L200 215V216H202V214L200 213ZM178 213V212H177ZM178 213V214H179ZM206 213V212H205ZM45 214H47V215H45ZM50 214L52 215L53 213H52V211L50 212ZM55 214V213H54ZM71 214V213H70ZM138 214L136 215V217H139L138 216ZM158 214H160L161 216H158ZM176 214V213H175ZM181 214V213H180ZM179 214V215H180ZM204 214V213H203ZM33 215V214H32ZM43 215V216H42ZM64 215H66L65 217L67 218V214H64ZM75 215V214H74ZM182 215V214H181ZM208 215V214H207ZM63 216V215H62ZM71 216V215H70ZM72 216H73V214H72ZM77 216V215H76ZM167 217H165V219L167 218V220H168V218H169V221L170 222H172V218H170L168 215H166ZM187 216H189V218H190V214H188ZM45 217V219H47ZM49 218H50V216H48ZM54 217V216H53ZM74 217V216H73ZM129 218V216H126V218ZM205 217V216H204ZM61 219H57V221H58V223L60 224V228H61V225L62 226H64L65 225V228L67 227V230H68V232H69V234H70V237H68L69 238V240L72 242V244L74 243V240H76L77 241V243H78V239H76V238H81L82 240H87L88 238L87 237H89V236H85L83 233H85V232H83V231H81L80 229H81V225L80 226H78V228L75 226L76 225V223H75V221L77 220V218L75 219V221H73L72 222V220L70 221L69 220V218H67L68 219V221H70L69 223L68 222H66V220H65V218H64V220H65V222L63 221V218L62 217H60ZM151 218V219H152ZM191 218H192V216H191ZM208 218V217H207ZM210 218V217H209ZM172 219V220H171ZM194 219V218H193ZM54 220V219H53ZM129 220V219H128ZM149 219L147 218V221H148ZM154 220V223H156V221ZM188 220V219H187ZM79 221V220H78ZM147 221H145V222H147ZM151 221V220H150ZM176 221V219H174V222ZM179 221H180V219H179ZM34 222V221H33ZM56 222V221H55ZM73 223V225H72V223ZM123 221H121V224L123 225L125 222V224H124V226H122L121 225V227H123V228H125V229H123V230H126V234L127 235H123L122 233H121V235H120V231L122 230L120 227H117L116 226V223H115V227H113L114 226V224L112 225H110L109 227H113V228H116L119 232V234L118 235H120L119 237H122L123 238V236H124V238H123V243H125V244H123L122 243V241H121V243L123 244V246H121L122 248H124V250H128L127 252H126V254H128V253H130V254H128L129 255V257L130 256H132L133 258H129V261H128V259L126 260V259H124L123 257H125V256H122V258H123V262L122 263H124L125 264V262L126 261H128V263H130L131 261H134L135 259V261H134V263L133 262H131V263H133V264H135V262H136V264H182L183 262V264H188L187 263V261L190 263V261H191V259H190V261H189V256H188V254H189V252H190V254L189 255H191V251H192V253L194 252V258H195V260L193 259V255H191L192 256V261L191 262H193V260H194V263H192V264H215V263H213V260L211 259V255H213V256H215L214 254H211V255H209L210 257H207V254L206 255H204L206 252H207V250L205 251L204 249H203V245H202V247L199 245V247H200V249H199V247H198V249L195 247V249L197 250H195V251H193V248H192V250L191 251H188V253L187 254H185L184 256H182V253H180V252H178L177 250H176V253L175 254H173L174 252L172 251V248L170 247V245L172 244H168L167 242V244L169 245L168 246V248L170 247V251H168L169 249H167L166 248V246H165V249H164V251L165 250H167V251H165V253L167 254H160L159 255V249H160V247L158 246V244H156L155 243V245H157V246H155L154 245V242L152 241V236H151V233H150V236L151 237H149V233H147L145 236L146 237H149V238H146L144 235H142V234H144V229L141 227V232H143L142 234L141 233H139L138 234V232L137 231H135V229L133 228V226L135 227V225H132V227L130 226V228H128L129 227V225H131V224H133L132 222H131V220H130V223L131 224H128V225H126L127 224V222H129V221H127V219L125 220V222H123ZM152 222V221H151ZM165 222H166V220H165ZM173 222V223H174ZM177 222H178V220H177ZM177 222H175V223H177ZM198 222H200V221H198ZM37 223V222H36ZM71 223V224H70ZM74 223H75V225H74ZM173 223L171 224L173 227L171 228V229H177V228H179V230H180V227L181 228H183L182 226H181V224H179V226L178 227H174L175 225H173ZM196 223V222H195ZM78 224H79V222H78ZM119 224V221L117 222V225ZM148 224L149 223H147V226H148ZM152 224H153V222H152ZM164 224V223H163ZM182 224H183V222H182ZM187 224V223H186ZM189 224V223H188ZM38 225L40 226V224L38 223ZM125 225L126 226H128V227H125ZM150 225H151V223H150ZM155 225V224H154ZM160 225H158L159 226V228H161V230L157 227V230H156V232L158 233V232H160V231H162V228H164V226L163 227H160ZM59 226V225H58ZM120 226V225H119ZM138 226V225H137ZM137 226L135 227L137 230H139V227L137 228ZM177 226V225H176ZM188 226V225H187ZM198 226H199V224H198ZM149 227V226H148ZM167 227H168V225H167ZM192 227V226H191ZM59 228V227H58ZM80 228V229H79ZM113 228H109L110 229V233L109 232H107V231H109V229L106 231V232H104V234L106 235H103L104 236V238L105 237H107V233H109V234H114V229ZM127 228V229H126ZM155 228V227H154ZM165 228H166V226H165ZM38 229V228H37ZM111 229H112V231H111ZM121 229V230H120ZM132 231H134V232H132ZM134 229V230H133ZM147 229V228H146ZM258 229V228H257ZM62 230H64V229H62ZM122 230V231H123ZM128 230H130L131 231V233H130V231H128ZM155 230V229H154ZM153 230V231H154ZM164 231L166 230V229H163ZM184 230V229H183ZM186 230V229H185ZM249 230V229H248ZM253 230V229H252ZM60 231H61V229H60ZM116 231V230H115ZM164 231H162V233H164ZM189 231V230H188ZM258 231V230H257ZM62 233L64 232V231H61ZM65 232H66V229H65ZM83 232V233H82ZM112 232V233H111ZM167 232H168V229H167ZM166 231H165V233L166 234H168ZM180 232H181V230H180ZM185 232V231H184ZM252 232V231H251ZM256 232V229H255V231L253 230V234H256L255 233ZM259 232V231H258ZM116 233H117V231H116ZM116 233L112 236V235H108L109 236V241L111 242V241H117L119 238H117V235H116ZM124 234H125V231L123 232ZM129 233V234H128ZM146 233V232H145ZM183 233V232H182ZM248 233V232H247ZM64 234V233H63ZM134 234V235H133ZM159 234H161V233H159ZM187 234V233H186ZM239 234H241V233H239ZM244 234V233H243ZM253 234H246L245 233V236H244V238L246 239V241H248V239L247 238H249V237H251V239L254 241V239H255V237L257 236L258 237V235H255V237H254V239L252 238V236H253ZM259 234V233H258ZM261 234V233H260ZM259 234V235H260ZM148 235V236H147ZM153 235V234H152ZM162 236H163V234H161ZM178 235V234H177ZM183 235H185V233H183ZM252 235V236H251ZM58 236H59V234H58ZM165 236H167V235H165ZM169 236V235H168ZM167 236V237H168ZM247 237V238H246ZM261 237V236H260ZM64 239H65V237H63ZM106 238V239H107ZM111 238V239H110ZM201 238V237H200ZM262 238V237H261ZM239 239V238H238ZM250 239V238H249ZM63 240V239H62ZM66 240L68 241V239H67V237H66ZM201 240H202V238H201ZM205 240V239H204ZM244 240V239H243ZM252 240H249L250 241V244H254L253 243V241ZM259 239H257V240H255V244L258 246H256L255 244V248L256 249H258V252H255V253H257L258 255L260 254V252H261V248H262V246L260 245V243H259V245L261 246V248H259V245L257 244ZM63 241H65V240H63ZM80 241V240H79ZM87 241H90V240H87ZM105 241V240H104ZM152 241V242H151ZM161 241L163 242L164 240H162L161 239ZM235 241V240H234ZM237 241V240H236ZM245 241V240H244ZM245 241V242H246ZM248 241V242H249ZM260 241V240H259ZM71 242H70V244H71ZM84 242V241H83ZM91 242V241H90ZM103 242V241H102ZM106 243L104 244V246H102V247H100L101 248V255L102 254H104V255H107V257L109 256L110 258H112L114 255L113 254H111V251L109 250V248L110 247H113L112 245L111 246H109V244H108V247H107V241H105ZM109 242V243H110ZM206 242V241H205ZM239 242H241V240H239ZM238 242V245L236 246V247H240V245H242V247L244 246V244H240ZM244 242V243H245ZM66 243V242H65ZM92 243V242H91ZM115 243H118V242H115ZM115 243H113V245H114V248L115 247H117V246H115ZM237 243V242H236ZM242 243V242H241ZM247 243V242H246ZM245 243V244H246ZM74 244H76V242L74 243ZM110 244H112V243H110ZM162 244V243H161ZM164 244V243H163ZM200 244V243H199ZM249 244V243H248ZM249 244V245H250ZM62 245H63V243H62ZM84 245V244H83ZM85 245H86V243H85ZM102 245V244H101ZM106 245V246H105ZM205 245V244H204ZM234 245V244H233ZM63 246H65V245H63ZM87 247H88V245H86ZM85 246V247H86ZM90 246V245H89ZM125 246L127 247V249H125ZM198 246V245H197ZM206 246H208V245H206ZM205 246V247H206ZM61 247V246H60ZM68 247V246H67ZM84 247V246H83ZM84 247V248H85ZM91 247V246H90ZM89 247V248H90ZM120 247V248H121ZM162 247H163V245H162ZM235 247V248H236ZM241 247V248H242ZM65 248H66V246H65ZM72 248V247H71ZM107 250H106V249ZM164 248V247H163ZM208 248V247H207ZM241 248H239V250H238V252H240L241 251ZM244 248H246L245 246H244ZM254 248V250H256ZM111 249V248H110ZM156 249H158V250H156ZM237 249V248H236ZM263 249H264V247H263ZM70 250V249H69ZM73 250V249H72ZM84 250V249H83ZM81 251L82 253H80V254H82V255H84V252L85 251ZM86 250H90V249H86ZM123 250V249H122ZM123 250V251H124ZM161 250V249H160ZM174 250V249H173ZM245 249H243V251H244ZM260 250V251H259ZM64 251V250H63ZM78 251V250H77ZM157 251V252H156ZM162 251V250H161ZM163 251V252H164ZM263 251V250H262ZM69 252V251H68ZM73 252V251H72ZM89 253L91 252V251H88ZM88 252H87V255H84L83 257H85V256H88ZM125 252H124V254H125ZM167 252H169V253H167ZM173 252V253H172ZM178 252V253H177ZM187 252V251H186ZM237 252V251H236ZM237 252V253H238ZM253 252V251H252ZM253 252V253H254ZM66 253H67V251H66ZM65 253V254H66ZM99 253H100V251H99ZM133 255H132V254ZM162 253V252H161ZM171 253H172V256H170L171 255ZM216 253V252H215ZM237 253H236V255H237ZM262 253V252H261ZM74 254H75V252H74ZM78 255V256H82V255ZM86 254V253H85ZM232 254V253H231ZM234 254V253H233ZM239 254V253H238ZM252 254V253H251ZM90 255V254H89ZM112 255V256H111ZM204 255V256H206L207 258H205V259H203V257L202 256ZM242 255V254H241ZM261 255V254H260ZM68 256V255H67ZM78 256H76V254H75V256H73V257H71V255H70V258H72L73 259V261H74V263H75V261L78 259V260H80V258H82V257H78ZM103 256V255H102ZM199 256H201V258H199ZM212 256V257H213ZM251 256H253V255H251ZM64 257H65V255H64ZM78 257V258H77ZM105 257V256H104ZM103 257V258H104ZM128 257V256H127ZM183 257V258H182ZM187 257H189V258H187ZM238 257V256H237ZM250 257V256H249ZM263 257V256H262ZM87 258V257H86ZM86 258H83V259H81V260H85ZM89 258V257H88ZM113 258H115V257H113ZM199 258V259H198ZM214 258H216V257H214ZM244 258H246V257H244ZM66 259V258H65ZM71 259V260H72ZM116 259V258H115ZM133 259V260H132ZM181 259H183L184 261L182 262V260ZM200 259H201V263L200 262H198V261H200ZM248 259V258H247ZM246 259V260H247ZM80 260V261H81ZM112 260V259H111ZM204 260V261H203ZM179 261L180 262H182V263H179ZM203 261V262H202ZM237 261H238V259H237ZM249 261V262H248ZM78 263H79V261H77ZM82 262V261H81ZM80 262V263H81ZM120 262V261H119ZM229 262V261H228ZM234 262V261H233ZM73 263V262H72ZM231 263V262H230ZM127 264V263H126ZM229 264V263H228ZM233 264V263H232ZM237 264H258L257 263V260L256 261H250V260H247V262L246 261H242V262H240L239 261V263L237 262Z\"/></svg>","mask_w":264,"mask_h":264}]
</instances>
